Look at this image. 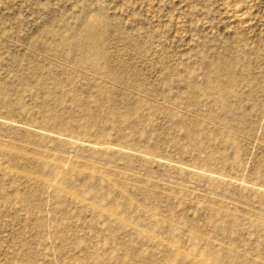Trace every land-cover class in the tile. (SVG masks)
Masks as SVG:
<instances>
[{
    "label": "rangeland",
    "instance_id": "rangeland-1",
    "mask_svg": "<svg viewBox=\"0 0 264 264\" xmlns=\"http://www.w3.org/2000/svg\"><path fill=\"white\" fill-rule=\"evenodd\" d=\"M0 264H264V0H0Z\"/></svg>",
    "mask_w": 264,
    "mask_h": 264
},
{
    "label": "bare ground",
    "instance_id": "bare-ground-1",
    "mask_svg": "<svg viewBox=\"0 0 264 264\" xmlns=\"http://www.w3.org/2000/svg\"><path fill=\"white\" fill-rule=\"evenodd\" d=\"M231 8V7H230ZM232 9H234V7L232 8ZM232 9H230L231 11H232ZM238 12L237 13H239L240 11L239 10H237ZM236 13V12H235ZM238 15V14H237ZM239 16V15H238Z\"/></svg>",
    "mask_w": 264,
    "mask_h": 264
}]
</instances>
